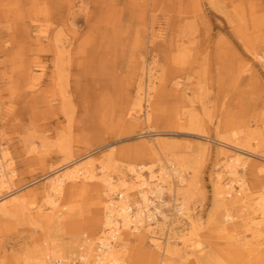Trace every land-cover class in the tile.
Masks as SVG:
<instances>
[{"label":"bare ground","instance_id":"bare-ground-1","mask_svg":"<svg viewBox=\"0 0 264 264\" xmlns=\"http://www.w3.org/2000/svg\"><path fill=\"white\" fill-rule=\"evenodd\" d=\"M9 1L13 3L7 7L14 10L17 0L3 2L7 4ZM78 1L81 2L78 7L84 8L82 0H51V7L45 5V13L42 11V14L54 19L53 25L40 23L44 27L35 25L32 29L41 33L50 28L53 30V35L48 37L50 46L44 49L52 56V80L60 82L62 75L67 83L68 78L76 77L74 88L78 94L75 99L82 100L84 91L80 90V82L89 79L91 90L96 93L102 107L109 101L115 103L113 121L118 128L135 126L136 122L128 119L139 118L136 113H140L145 105V122L151 121L155 115L158 118L157 112L162 111L161 116L179 130L206 137L205 120L202 115L197 116L193 102L199 98L203 78L195 69L196 64L209 66L211 62V52L207 47L201 53L193 46L195 37L187 45L183 40L174 41L169 37L167 39L171 42H167L169 46L161 60L154 58L151 64L147 62L142 52L145 44L155 46L152 43L163 34L162 30L155 29L159 0H151L150 6L143 2L136 6V10L132 0L125 6L120 5L119 0H101L104 9L99 10V14L104 18L103 23H89L86 32L82 33L83 43L74 45L72 37L77 33L68 24V19L66 25H62L58 3L63 5L67 15L72 7H77ZM93 1L96 2L94 8L100 6V0ZM190 3L193 13L205 15L200 0H191ZM14 13L23 12L16 10ZM192 22L184 19L181 34L190 33ZM102 32L115 33L117 45H129L132 57L125 66L117 60L116 53L108 58H99L98 54L100 64L109 62L103 66L93 64L97 60L95 58H86L87 51L81 49ZM41 33H34L32 37L27 31L26 36L30 42H40ZM252 56L264 66L262 52L254 51ZM40 60L36 59L34 64L38 68L31 77L34 85L45 72ZM250 64V60L243 61L242 72L251 70ZM122 67L124 70L119 73ZM184 75L193 80L190 96L179 90L178 81L175 86H170L171 82ZM239 75L240 72L236 73L237 77ZM236 78L232 80L233 86L238 81ZM210 80L208 70V95L212 85ZM133 81L136 82L134 97L126 119L118 113L119 101L126 95V84ZM116 91L121 95L116 97L112 94ZM92 92L88 93L87 102L91 101ZM67 96L64 95L63 100L68 103ZM111 97L116 99L111 100ZM169 99L173 103L171 109L165 111V101ZM63 100L61 105L65 102ZM53 106L57 109V104ZM71 110L73 114L74 110ZM251 114L225 115L215 125L219 144V155L215 154V161H221L223 168L213 176L212 208L204 219L196 214L193 199L200 192L201 160L209 154V149L204 146L206 142L180 147L172 141L158 140L157 137L166 135L157 134L149 138L153 141L150 146L125 147L115 153L110 150L97 170L88 157H75L68 145L70 140L62 136L54 148L65 155L66 161L46 176L39 194L37 189L13 194L16 173H9L10 164L2 163L8 160V152L0 149V222L4 218H35L43 224L57 227L61 234L66 235L44 238L42 242L38 240L26 251L23 259L13 264H264V120L263 117L258 118L261 121L251 124ZM35 130L38 131V127ZM141 137L147 139L148 135ZM41 148L38 150L30 143L28 152L41 158L48 147L43 145ZM129 157L137 162H123ZM246 170L255 179L254 188L248 185ZM165 196L169 199L164 205L154 204L151 199L159 201ZM84 200H88L87 206ZM172 203L177 205L173 210ZM166 206L171 210H163ZM87 208L89 231L73 229L75 223L70 215ZM33 210H37L35 214ZM156 213L158 217H155ZM175 221L186 225L175 231L171 225Z\"/></svg>","mask_w":264,"mask_h":264},{"label":"rangeland","instance_id":"rangeland-1","mask_svg":"<svg viewBox=\"0 0 264 264\" xmlns=\"http://www.w3.org/2000/svg\"><path fill=\"white\" fill-rule=\"evenodd\" d=\"M3 1L0 0V149L8 152V160L2 163H9V173L11 171L16 173L14 176L16 188L13 194L32 189H37L39 194L40 186L44 184L46 176L66 161L65 155L60 154L56 147L54 148L55 143L62 136L70 140L68 145L71 146L75 157L82 159L88 157L99 170V163L110 150L115 153L125 147L150 146L153 141L149 138L162 134L166 137H157L158 140L172 141L180 147H192L198 143L203 145L206 142L204 146L209 149V154L201 160L200 192L193 199L196 214L203 219L206 218L207 212L212 208L213 176L223 168L221 161H215V154L219 155L217 153L219 144L215 132L217 121L220 117L224 118L225 115L235 113H252L251 124L254 121H261L258 118L263 117L264 120V66L252 56L254 51L264 54V0H200L204 16L192 12L191 0H159L161 3L156 12L155 29L156 31L162 30L163 34L152 43L155 45H151L153 48L145 44L144 51H142L144 59L150 64L154 62V58L160 61L168 49L167 42H171L167 39L169 37L174 41L183 40L186 45L191 38L195 37L193 46L195 50L197 49L196 51L202 53L207 47V50L211 52L210 65L204 66L197 63L195 68L200 71L203 78L202 87L199 88V98L194 99L193 105L197 116L202 115L201 117L205 120L203 123L206 124L204 129L206 137H197L188 130H179L161 116L162 111L157 112L158 118L155 115L151 121L145 122L143 119L145 105L140 113H136L140 116L139 118L130 119L127 112L134 97L135 81L126 84L124 89L126 95L123 100L119 101L120 111L118 112L124 118H129L128 121L136 122L135 126L118 128L113 121L115 103L109 101L106 106L102 107L96 99V93L91 90L89 79L80 82V90L84 91L82 92L84 97L81 96L82 100L75 99L78 94L74 88L76 77L68 78L67 83L64 82L65 78L62 75H60L62 79L60 82L56 79L52 80V67H54L52 56L44 49L50 46L48 37L53 35V30L50 28L46 33L38 32V29L32 30L35 25L43 26L40 23L53 25L54 19L44 17L42 14V11H45V5L51 7V0H17L14 10L7 7L13 2L9 1L5 4ZM128 1L131 0H119V3L125 6ZM82 2L85 4L84 8L78 7L81 4L78 1L77 7H72L67 15L63 5L58 3L61 9L59 15L62 25H66L68 19V24L77 33L72 37L74 45L78 42L83 43L84 34L82 33L86 32L89 23H103L102 20H104L99 14V10L104 9L101 0L97 8L93 7L96 3L93 0H82ZM143 2H147L148 6L151 5V0H132L134 10ZM16 10L23 13L15 15ZM42 16L47 21H44ZM49 16L52 17V15ZM184 19L193 20L192 29L187 35L181 34ZM27 31L32 37L34 33L36 35L41 33L43 36H39L40 42L35 40L30 42L26 36ZM96 35L95 40L90 41L81 49L87 51L85 52L86 58L97 59L98 54L99 58L103 56L108 58L116 53L117 60L125 66L132 57L129 45H117L118 38L115 33L102 32ZM113 41L115 43H112ZM154 54L157 56L154 57ZM78 55L83 56L81 53ZM39 57L41 58L40 64L45 67V72L34 85L31 77L35 74L34 70L38 69L34 64L36 59H40ZM245 60H250L251 63L252 68L248 72H242L244 67H241V64ZM105 62L100 64L97 59L93 64L102 66L109 64ZM123 70L124 67L118 72ZM208 70L212 84L209 95L206 93ZM239 72L240 75L237 77L236 73ZM233 78L238 79L234 86ZM176 81H178L179 90H184L187 96H190V89L194 86L193 80H189L187 75L180 76L171 82L170 86H175ZM89 92H92V98L89 97L91 101L87 102ZM112 94L117 97V94L121 95V92L116 91ZM64 95H69L67 96L68 103L67 100H63ZM116 97H111V100H115ZM61 100L65 101L62 105ZM171 100L165 101V111L171 109L173 103ZM56 104L57 109H53V105ZM186 104H190L189 101H186ZM71 108L74 110L73 114ZM37 127L38 131L35 130ZM146 135H148L147 139L141 137ZM30 143L38 150H42L43 145L45 148L47 146L48 150L42 153L41 158L36 157L28 152ZM126 161L137 162L133 157L123 162ZM244 172L248 185L254 188L255 179L247 170ZM84 201V205L87 206L88 200ZM88 210L87 208L81 213L75 212L70 215V219H73L75 223L73 229L80 228L89 231L87 229L89 225L86 224ZM33 211L35 214L37 210ZM45 211L47 210L43 212ZM22 219L4 218L0 222V264L4 262L13 264L14 261L23 259L26 251L32 248L38 240L42 242L44 238L64 235L58 231L57 227L43 224L35 218ZM181 223L175 221L171 225L176 231L186 225ZM83 245L87 246V244Z\"/></svg>","mask_w":264,"mask_h":264},{"label":"built area","instance_id":"built-area-1","mask_svg":"<svg viewBox=\"0 0 264 264\" xmlns=\"http://www.w3.org/2000/svg\"><path fill=\"white\" fill-rule=\"evenodd\" d=\"M151 199L154 200V201H153L154 204H156V203H160V204L164 205V204L168 203V199H169V198H167V197L165 198V197H164L162 200H159V201H157V200H156L155 198H153V197H152ZM176 207H177V205H173V203H172V210L175 209ZM150 210L153 211V208L151 207ZM163 210L170 211V210H171V207H170V206H169V207L166 206V207H164ZM158 216H159V214L156 213V214H155V217H158Z\"/></svg>","mask_w":264,"mask_h":264}]
</instances>
